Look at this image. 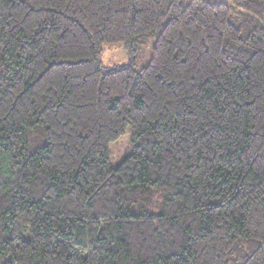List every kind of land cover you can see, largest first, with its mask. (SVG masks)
Listing matches in <instances>:
<instances>
[{
    "label": "trees",
    "instance_id": "16d2710c",
    "mask_svg": "<svg viewBox=\"0 0 264 264\" xmlns=\"http://www.w3.org/2000/svg\"><path fill=\"white\" fill-rule=\"evenodd\" d=\"M235 2L0 0V264H264V0Z\"/></svg>",
    "mask_w": 264,
    "mask_h": 264
},
{
    "label": "rangeland",
    "instance_id": "374dc122",
    "mask_svg": "<svg viewBox=\"0 0 264 264\" xmlns=\"http://www.w3.org/2000/svg\"><path fill=\"white\" fill-rule=\"evenodd\" d=\"M216 1H225L229 3L233 7L232 18L235 20H239L241 18L242 10L239 8V5L235 2V0ZM154 44V37L145 38L137 44V52L135 57L136 70H140L142 67L146 66L149 63ZM130 59L131 55L122 42L105 44L102 47L101 61L104 66L111 67L120 64H125L128 63ZM130 150L131 144L129 133L127 132L122 137L110 143L111 163L115 165Z\"/></svg>",
    "mask_w": 264,
    "mask_h": 264
}]
</instances>
